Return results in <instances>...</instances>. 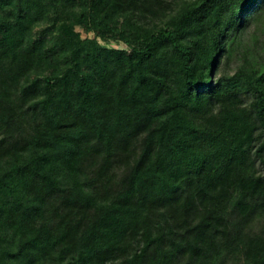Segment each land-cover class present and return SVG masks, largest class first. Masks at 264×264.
Listing matches in <instances>:
<instances>
[{
  "label": "trees",
  "instance_id": "trees-1",
  "mask_svg": "<svg viewBox=\"0 0 264 264\" xmlns=\"http://www.w3.org/2000/svg\"><path fill=\"white\" fill-rule=\"evenodd\" d=\"M262 17L0 0V264H264Z\"/></svg>",
  "mask_w": 264,
  "mask_h": 264
},
{
  "label": "rangeland",
  "instance_id": "rangeland-1",
  "mask_svg": "<svg viewBox=\"0 0 264 264\" xmlns=\"http://www.w3.org/2000/svg\"><path fill=\"white\" fill-rule=\"evenodd\" d=\"M170 2L173 8H178L184 1H191V0H167ZM40 28H36L35 32H38ZM72 31L74 34H77L78 37L82 40L86 39L87 37H93V34L88 35L80 25H76L72 28ZM251 34L254 35V37L258 38L259 43H264V17L254 24L251 28ZM108 48L115 49V48H121L122 46L115 43V42H108L107 43ZM248 102V99L246 100V103ZM253 230L256 232H259L260 230H264V221L259 220L254 223ZM0 246V255H1V248ZM49 264V263H44ZM242 264V263H241Z\"/></svg>",
  "mask_w": 264,
  "mask_h": 264
}]
</instances>
